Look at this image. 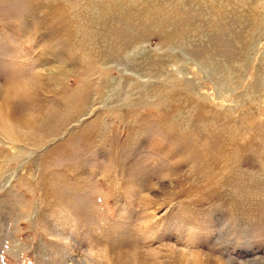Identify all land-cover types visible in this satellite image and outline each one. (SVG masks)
Wrapping results in <instances>:
<instances>
[{
  "label": "rangeland",
  "instance_id": "rangeland-1",
  "mask_svg": "<svg viewBox=\"0 0 264 264\" xmlns=\"http://www.w3.org/2000/svg\"><path fill=\"white\" fill-rule=\"evenodd\" d=\"M44 4L0 0V264H264V0Z\"/></svg>",
  "mask_w": 264,
  "mask_h": 264
},
{
  "label": "bare ground",
  "instance_id": "bare-ground-1",
  "mask_svg": "<svg viewBox=\"0 0 264 264\" xmlns=\"http://www.w3.org/2000/svg\"><path fill=\"white\" fill-rule=\"evenodd\" d=\"M35 3H49V1H51V0H33ZM53 2V1H52ZM54 4V3H53ZM52 4V5H53ZM61 4V3H60ZM44 5H46V4H44ZM69 6V5H68ZM50 8H52V7H50ZM55 8V7H54ZM81 8V7H80ZM53 9V8H52ZM60 9V8H59ZM83 9V8H82ZM55 10V9H54ZM68 10V9H67ZM77 10H79V11H77V12H74L76 15H77V20H78V25L80 26V28H77V29H80V30H82L83 31V33L84 34H86L85 35V37L88 35V33H87V28H86V22H87V20H86V22H85V19H86V17H87V12L86 11H81L80 9H77ZM146 11H148V12H151V13H154L157 17V19H158V22H157V24L158 25H162V27H165L166 26V28H167V26L169 25V23H170V19L171 18H168L167 16H165L164 14V16L163 15H161L159 12H160V7L159 6H156L155 7V9H154V11L155 12H152V11H150V9H149V7H147L146 9H145ZM145 10L144 11H138V12H136L137 14H144L143 12H145ZM37 11V10H36ZM66 11V10H65ZM59 12V11H58ZM64 12V11H63ZM60 14V13H59ZM117 15V14H116ZM89 16V15H88ZM162 16V17H161ZM64 17H66V16H64ZM130 17H127L126 15H125V13H120V15L118 16V20L116 21V23L115 24H113V25H109V27H107V30H108V32H109V35H108V37H106L104 40H102L101 42H99L98 43V41H96V43L94 42V43H92L91 42V38H89V45L91 46L90 48H89V51H90V53L92 54V57H91V60H92V58L93 59H95L94 61H98V62H101V65H106L107 64V62L109 61V60H111V59H114V58H116L120 53H122L123 52V50L126 48L125 47V43H122V42H124V40L125 39H127V37H129V28H130V25H133V24H131L130 23V25H129V22H130V19H129ZM37 19V18H36ZM67 19V18H66ZM68 19H69V17H68ZM73 22V21H72ZM61 22L59 21V24H60ZM76 23V22H75ZM38 24V23H37ZM135 24V26H138V27H142V26H140V24H142V25H145L144 24V22H142V21H140V22H135L134 23ZM88 25V24H87ZM59 26H61V24L59 25ZM75 26H76V24H75ZM180 26V25H179ZM144 27V26H143ZM146 28H147V26H145ZM70 28V27H69ZM132 28V27H131ZM75 29V28H74ZM164 29V28H163ZM59 30H61V28L59 29ZM58 30V31H59ZM76 30V29H75ZM87 30V31H86ZM174 30V29H173ZM70 31V30H69ZM77 31L78 30H76V33H77ZM222 32V31H221ZM182 34V33H181ZM92 35V34H91ZM137 35V34H136ZM170 37L169 38H167L166 39V37H165V39L168 41L169 39H172V38H174L175 36H174V34H170L169 35ZM174 36V37H173ZM84 37V38H85ZM88 37H90V35H88ZM141 37V36H140ZM73 38V37H72ZM83 38V39H84ZM138 38H139V36L137 35L136 36V39L138 40ZM75 39V38H74ZM73 39V40H74ZM135 39V40H136ZM72 40V41H73ZM173 40V39H172ZM60 41V40H59ZM82 41H86V38H85V40H82ZM113 41H116V42H121L120 44H119V46L120 45H122V46H117V47H114L113 45H112V42ZM131 41H132V39H131ZM77 42V41H76ZM118 42V43H119ZM126 42V41H125ZM166 42V41H165ZM91 43H92V45H94L95 44V46H99L98 47V49L96 50L95 48H93V46L91 45ZM131 43V42H130ZM72 44H73V42H72ZM77 44H78V42H77ZM83 44H84V42H83ZM167 44V43H166ZM97 48V47H96ZM80 50V49H79ZM81 50L84 52L85 50H84V48L83 47H81ZM87 52V51H86ZM124 53V52H123ZM89 55V54H88ZM93 56H95V57H93ZM104 67V66H103ZM104 78H106V76L104 77ZM105 80H107V79H105ZM105 80H104V82H105ZM86 97L87 96H84V101H86L85 99H86ZM13 106V105H12ZM13 107H15V113H17V114H15V118L19 121V122H21V123H28V124H30V123H32L33 121H34V119L33 118H30L29 117V115L27 114V113H25L24 112V110H22V108L18 105V104H16V105H14ZM10 111H11V109H10ZM13 113V112H12ZM9 114V113H8ZM22 126V125H21Z\"/></svg>",
  "mask_w": 264,
  "mask_h": 264
}]
</instances>
